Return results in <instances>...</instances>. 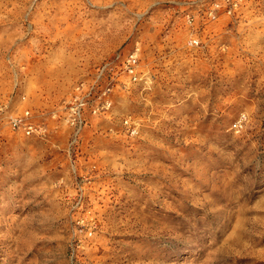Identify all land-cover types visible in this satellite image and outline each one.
<instances>
[{"label":"rangeland","instance_id":"1","mask_svg":"<svg viewBox=\"0 0 264 264\" xmlns=\"http://www.w3.org/2000/svg\"><path fill=\"white\" fill-rule=\"evenodd\" d=\"M214 1L0 0V264H264V0Z\"/></svg>","mask_w":264,"mask_h":264},{"label":"built area","instance_id":"2","mask_svg":"<svg viewBox=\"0 0 264 264\" xmlns=\"http://www.w3.org/2000/svg\"><path fill=\"white\" fill-rule=\"evenodd\" d=\"M246 0H216L214 1L213 7L209 10L208 15L211 19H214L218 11L223 10V12L227 14H232L238 7L239 5ZM192 44H197V40L192 39L191 41ZM137 63V48L128 54L126 58V64L125 68L128 74L136 79L135 77V66ZM71 115H72V121L73 123H76L77 121L79 122L80 119V113H79V105L74 104V107L71 109ZM28 118V112L25 111L23 112L22 115L20 116H14L10 120V124L12 127H22L26 133H29L30 130L33 129V126L29 123L27 120Z\"/></svg>","mask_w":264,"mask_h":264}]
</instances>
